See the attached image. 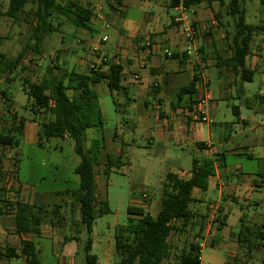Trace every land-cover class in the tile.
<instances>
[{
    "label": "rangeland",
    "instance_id": "rangeland-1",
    "mask_svg": "<svg viewBox=\"0 0 264 264\" xmlns=\"http://www.w3.org/2000/svg\"><path fill=\"white\" fill-rule=\"evenodd\" d=\"M241 3L245 9L247 23L264 22V5L259 0H241ZM225 6L226 0L222 4L214 3L212 15L209 13L205 18L199 19V24L193 27L190 44L193 42L196 49L200 48L196 51L197 58L206 72L204 76L208 78L209 92L220 108L219 113L215 114L216 122L229 120L224 131L229 135L226 139H220L221 133H218L217 128H212L211 137L214 146L223 154V167L229 181L243 179L260 182V178L264 180V49L260 48V43L264 42V32L255 35L252 41V48L255 49L253 54L262 62L255 66L250 81L240 80L221 65L217 67L216 53L223 57L229 54L227 45L233 32L232 19L226 14ZM33 9L34 5L26 3L23 11L18 13L17 19L9 18L1 11L0 53L4 55L2 59L5 62L12 60L29 39L34 23ZM213 12L218 13V20L213 17ZM167 14L171 15L173 11L168 9ZM52 24H57L56 30L44 36L37 51L27 49L22 53L13 72L8 71L3 75L0 88L8 86L22 89V80L40 79L49 65V59L53 65L59 67L53 69V72L62 73L61 63L66 66V70L76 68L77 58H84L88 62L87 57L96 58L101 53V49L90 50L86 46L82 49L88 40L102 34L108 37L110 33V30L103 27L96 32L77 28L63 16H55ZM106 41L108 44L112 40L109 37ZM61 48L65 50H60ZM88 65L89 63L85 69H88ZM93 89L98 96L103 124L101 127L85 129L81 145L86 149L91 138H103L104 149L100 151L98 164L94 166L95 208H101L105 202L108 211L96 215L93 220L89 234L90 253L96 255L99 264H117L113 233L117 225L126 222L129 215L127 206H140L144 211L155 215L160 204L165 173L187 172L191 158L200 159L206 155L172 140L157 141L149 128L134 126L131 116L122 111L125 104L121 93H109L102 84L95 85ZM16 93L13 92L16 97L23 95L20 90ZM127 94L131 97L133 93L129 90ZM232 105L237 106L239 114L244 118L243 123L232 115ZM26 114L29 115V112L26 111ZM7 118L9 115L0 108V127ZM106 154L115 159L107 174L103 172ZM15 155L12 149L0 147V185L3 188L1 196L6 204L20 200L41 209V232L38 235H23L33 241L40 264H85L81 247L87 234L79 221L77 204L73 196L69 195L78 183V176L73 172V167L78 163L79 157L74 152L73 140L70 137L46 139L43 136L40 143L21 140ZM12 156L18 161H14ZM236 163L240 166L235 167ZM184 175L185 173L182 174ZM142 193H147L148 196L138 205ZM200 193L204 198L216 201L211 189ZM229 201L231 203H228L227 223L237 225L232 231L236 233L239 228V216H242V224L249 230L264 227V184L255 187L245 198ZM218 211V216L222 215L220 206L214 210V214ZM194 238L196 237L190 230V225L179 237L174 233L170 234L168 241L172 245L171 258H175L180 249L186 247ZM226 238L232 242L230 249L234 251L228 257H235L236 261L246 259V255L240 252L241 247L246 249L245 244L237 243L234 233L226 234ZM249 239L254 240L251 249L255 246L264 247L263 239H254L253 236H249ZM5 244H10L18 250L20 248V235L14 230L12 209L9 206L0 216V246ZM225 250L224 245H206L201 253L202 264H221ZM0 264L25 262L22 256H19L0 259Z\"/></svg>",
    "mask_w": 264,
    "mask_h": 264
},
{
    "label": "trees",
    "instance_id": "trees-1",
    "mask_svg": "<svg viewBox=\"0 0 264 264\" xmlns=\"http://www.w3.org/2000/svg\"><path fill=\"white\" fill-rule=\"evenodd\" d=\"M224 0H169V7L181 3L183 7L212 2L222 4ZM264 5V0H259ZM26 3L34 5L32 10L34 23L29 39L23 48L12 59L5 62L0 54V73L10 71L22 57L25 50L37 51L43 36L56 30L52 24L55 16L67 18L75 27L89 29L90 18L93 15L89 6H84L77 0H7L5 15L17 19L18 13L23 11ZM226 14L232 19V34L228 41L229 54L221 56L216 53V66H223L240 80L250 81L253 69L245 64V58L250 52V42L257 34L264 32V22L250 24L245 21V9L241 0H226ZM213 17L218 20V13L213 12ZM57 23V22H56ZM32 41V43H31ZM101 66V65H100ZM99 66V67H100ZM59 67L47 65L44 75L37 81L22 80V90L31 100L30 112L41 116L39 122L40 136L44 138L63 137L73 140L74 152L79 157L73 172L78 176L77 187L69 192V195L77 204L79 221L87 234L82 251L85 264H99L95 254L90 253L91 238L89 236L92 223L96 215L108 211L105 202L102 207L95 208V171L98 164L99 153L104 148L103 138H91L88 148L83 149L81 142L84 131L90 127H101L103 117L98 103V98L90 84L104 80L109 90L120 88V69L115 63H109L105 71L88 69L86 72H78L74 69H62V73L53 69ZM193 79L185 86L178 89V95H190L193 92ZM0 97L8 102L4 91L0 89ZM8 105V103H7ZM231 111L237 116V106L232 105ZM11 125L0 130V147L12 148L19 144V137L23 125V117L16 119L10 115ZM16 119V120H15ZM201 147L202 145L198 143ZM117 158V157H116ZM114 157L106 154L104 169L108 173L114 163ZM0 159V178L2 166ZM214 174V161L210 158H192L187 177L179 176L174 172H167L161 188V199L155 215L143 210L140 206H127L129 214L126 222L114 228V251L117 256V264H199L200 248L193 240L186 247H182L175 258H171V243L168 241L170 234L177 237L183 235L191 223L193 217L190 210L192 201L191 190L198 188L205 190L207 179ZM3 188L0 186V216L6 212V207L12 209L14 230L17 234L40 233L42 220L41 209L31 203L20 200L8 203L1 196ZM72 205V203H70ZM220 221V219H219ZM239 228L236 234V242L245 244L247 250L254 246V239H264L263 226L255 230H249L242 224V216L238 219ZM75 238V237H74ZM22 256L25 264H40L37 249L31 239L21 238L20 248L10 244L0 246V259H10Z\"/></svg>",
    "mask_w": 264,
    "mask_h": 264
},
{
    "label": "crops",
    "instance_id": "crops-1",
    "mask_svg": "<svg viewBox=\"0 0 264 264\" xmlns=\"http://www.w3.org/2000/svg\"><path fill=\"white\" fill-rule=\"evenodd\" d=\"M77 1L84 6H91L96 3L104 5V20L108 23L107 29L110 30L107 41L109 37L112 41L108 44L103 43L99 47L101 49L100 54L107 57V62L101 63L98 69L105 71L109 63H115L121 67L119 72L121 78L120 88L109 90L104 80L90 84L91 88L93 89L97 84H102L107 88L109 93L113 91L121 93L124 96V100L122 101L125 104L122 111L131 116L130 119L133 120L134 126L149 128L151 135H154L157 141L165 142L172 140L176 144L190 146L193 150L203 152L206 155L205 158H210L214 161V174L208 177L206 189L193 188L191 190L192 201L190 202V210L193 217L190 223V230L193 231V235L196 237L193 241L200 248L199 264H202L201 253L206 245L209 247L225 246L226 254L220 260L221 264H264V247L258 245L259 248L255 246L254 249L249 251L241 247L240 252L244 256L246 255V259L236 261L235 257H228L234 251L230 249L233 246L232 242L226 238V234L234 233L236 239L237 234V232L232 231L237 225H229L227 223L228 203H231L229 200L245 198L255 187H261L264 184V180L260 178V182L243 179L236 180L235 182L229 181L223 167V154L219 153V149L214 146L211 140V137H213L212 128L218 129V133H221V140L229 136L224 133L227 121L229 120H219L216 122L215 114L219 113L220 108L210 92V99L207 104L209 122L193 120L186 113V108L203 93L199 78L200 75H205L206 72L202 69V64L199 63L200 60L197 58L196 51H199L200 48L197 47L196 49V45L193 42L190 44V38L186 37L185 30L189 27L193 31V27L197 23L199 24L200 18H205L206 14L208 15L209 13L212 15L213 4L218 2H212L210 5L200 3L188 7H183L179 3L169 7V0ZM6 6L7 0H0V13L1 11L5 13ZM168 9H171L173 14H167ZM174 16H183L184 19L174 22ZM101 27L102 22L95 19L92 15L89 29L87 30L96 32ZM97 38V35L92 37L82 49L86 46L90 50H93L92 48ZM254 38L255 36L250 42V52L245 58V64L255 71V66L259 65L262 61H258L259 58L253 54L255 49L252 48V41ZM59 42H61V39H59ZM145 42L149 43L148 46L144 44ZM260 45H262L260 48L264 49V42L260 43ZM164 49L170 54H164ZM60 50L65 49L61 48ZM0 54L3 55L2 53ZM87 58L88 62L84 58H77L75 61L76 68L73 69L78 72L88 71L85 67L87 68L89 61L95 58ZM51 63L49 59V65ZM60 66L66 69V66L62 65V63ZM15 67L9 72H13L12 70ZM5 73H8V71L0 73V81L4 78L3 75ZM134 74L137 75V78L132 76ZM194 76L196 79L194 80L193 92L190 95V99L187 94L178 95V89L187 85ZM19 77H24V75H19ZM0 89L4 91L8 98V102H6L0 97V108H2L4 113L9 116L15 115L16 119L19 117L24 118L19 143L25 139L40 143L39 122L41 116L33 115L30 112L31 100L26 93L21 87L15 89L6 86ZM17 90L23 93L21 97L14 96ZM129 90L134 94L131 97L127 94ZM26 111L29 112V115L26 114ZM235 117L237 121L244 122V118L239 114L238 109L237 116ZM10 125L11 117L4 121V125H1L0 130L8 128ZM66 137L64 135L60 138ZM198 143L202 146L200 147ZM18 145L4 149H12L13 155H15ZM11 158L16 162L18 161L14 156ZM239 166V163L235 164V167ZM189 169L187 172L177 171L174 173H177L179 176L185 173L182 177H187ZM222 179H224V184L221 188H218V182ZM209 189L213 191L216 201H210L208 197L204 198L201 195L202 193L200 192H206ZM218 206L222 209V215L220 216H218L219 211L217 214H214V210ZM198 232L200 234H197ZM26 234L35 235L32 233L18 235H20L21 239L26 238L23 237ZM262 242L264 243L263 240ZM16 251H18L17 248Z\"/></svg>",
    "mask_w": 264,
    "mask_h": 264
},
{
    "label": "built area",
    "instance_id": "built-area-1",
    "mask_svg": "<svg viewBox=\"0 0 264 264\" xmlns=\"http://www.w3.org/2000/svg\"><path fill=\"white\" fill-rule=\"evenodd\" d=\"M89 7L93 13V17L102 22L103 28H107L108 23L104 20V13H103L104 5L102 3H96V4H93ZM182 19H184L183 16H174L173 17L174 22H178ZM185 35L188 39L191 37L192 30L189 27L186 28ZM106 40H107V35L102 34L101 36H99L97 38L92 49L93 50L99 49V47L101 46V43H105ZM144 44L148 46L149 43L145 42ZM163 52L166 55L170 54L166 49H164ZM106 62H107V57L105 55L100 54L94 60L89 61L88 69H91L93 71L98 70L99 65L101 63H106ZM132 76L134 78H137V75H135V74ZM199 82H200V85L202 87L203 93L197 99H195L191 105H189L186 108V113L193 120H197L200 122H209V116L207 113V104H208V101L210 99V94L208 91V78H206L204 75H200ZM223 184H224V180H220L218 182V188H221L223 186ZM147 196H148L147 193H142L141 197L139 199L138 205L140 204L141 201L146 200ZM263 241H264V239H263Z\"/></svg>",
    "mask_w": 264,
    "mask_h": 264
}]
</instances>
